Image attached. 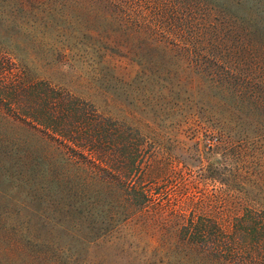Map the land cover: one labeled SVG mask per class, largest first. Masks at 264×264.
Masks as SVG:
<instances>
[{"label":"trees","instance_id":"trees-1","mask_svg":"<svg viewBox=\"0 0 264 264\" xmlns=\"http://www.w3.org/2000/svg\"><path fill=\"white\" fill-rule=\"evenodd\" d=\"M261 12L241 0H0V50L22 63L10 68L0 56V192L16 204L0 229L3 264L48 260L32 222L46 216L49 194L77 215L89 244L102 240L104 223L143 215L148 194L131 176L145 117L205 112L225 131L243 107L264 114ZM36 33L67 43L58 60L80 45L90 68L39 72L22 47ZM200 224L178 235L208 242L209 264L264 257L263 214L246 208L230 234Z\"/></svg>","mask_w":264,"mask_h":264},{"label":"rangeland","instance_id":"rangeland-1","mask_svg":"<svg viewBox=\"0 0 264 264\" xmlns=\"http://www.w3.org/2000/svg\"><path fill=\"white\" fill-rule=\"evenodd\" d=\"M241 1L246 7L263 9L264 16V0ZM22 44L39 72L60 68L71 77L90 68V59L80 45L58 60L56 52L67 44L60 37L36 33L23 38ZM0 56L8 67L22 68L12 53L0 50ZM119 62L132 76L138 70L124 59ZM242 110L228 119L225 131L214 130L220 119L205 112L145 117L141 168L131 176V182H140L148 194L143 215L130 218L125 225L121 220L104 223L99 232L104 229L107 233L102 240L89 244L82 240L87 229L75 221L77 215L65 213L63 202L49 194L45 211L48 218L35 216L32 224L50 251L48 260L42 263L38 259L34 264L211 263L209 243L192 244L188 237H180L182 226H186L187 234L198 222L202 232L215 228L230 234L234 219L246 208L264 215V114L252 115L247 107ZM11 200L0 192V229L5 222H12L6 218L10 209L16 208V204L10 207ZM15 225L12 231L17 235L21 225ZM12 243L17 246V241ZM7 245L6 241L0 242V264ZM257 257L253 264H264V257Z\"/></svg>","mask_w":264,"mask_h":264}]
</instances>
